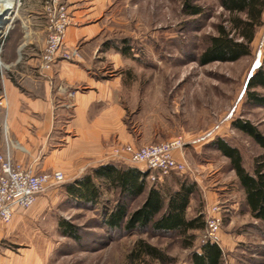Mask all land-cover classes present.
<instances>
[{
	"label": "rangeland",
	"instance_id": "obj_1",
	"mask_svg": "<svg viewBox=\"0 0 264 264\" xmlns=\"http://www.w3.org/2000/svg\"><path fill=\"white\" fill-rule=\"evenodd\" d=\"M41 1L50 0H18L2 28L19 31L25 3ZM188 5L201 7V13L189 14ZM106 9L104 38L127 52H121L118 65L110 62L105 67L107 77L120 78L129 131L143 146L177 136L186 142L180 160L188 165L187 171L147 181L158 187H176L177 176L197 181L201 189L188 216L203 214L206 220L213 206L222 207L217 241L224 250L223 264H264V222L252 216L229 158L212 144L221 136L238 147L248 171L264 165V147L233 124L237 119L248 120L264 134V105L251 102L247 91L249 76L260 66L264 68V23L250 55L204 65L199 57L209 38L219 24L229 25V13L220 0H113ZM4 37L0 36V66L6 64ZM257 91L264 93L262 88ZM124 144L131 143L118 141L110 157L123 163L113 152ZM68 184L66 177L41 195L39 214L27 221L26 229L0 241L4 254L10 259L28 258V264H125L138 240L145 239L171 257L165 264H190L192 253L206 238L205 229L195 230L194 247L187 248L184 237L177 234L110 230L102 225L103 214L115 206L120 197L117 191L102 185L101 198L89 205L70 197ZM142 201L134 202L131 210ZM63 219L79 227L80 239L63 232ZM35 243L37 248H33Z\"/></svg>",
	"mask_w": 264,
	"mask_h": 264
},
{
	"label": "crops",
	"instance_id": "obj_2",
	"mask_svg": "<svg viewBox=\"0 0 264 264\" xmlns=\"http://www.w3.org/2000/svg\"><path fill=\"white\" fill-rule=\"evenodd\" d=\"M65 1L73 20L66 47L79 46L80 57L58 60L51 70L41 68L48 34L44 1L25 3L19 31L11 28L5 34L6 64L0 66V150L9 149L16 161L37 172L63 170L71 183L108 162L147 171L142 164H124L110 157L118 141L143 146L124 122L119 76L106 75L105 66L110 62L116 66L122 59V53L104 38L108 27L104 16L113 0ZM70 91L75 92L72 97ZM181 154L179 150L175 153L179 159ZM42 194L28 209L14 207L13 219L0 223V241L26 229L27 221L39 214ZM29 261L10 259L0 246V264Z\"/></svg>",
	"mask_w": 264,
	"mask_h": 264
},
{
	"label": "trees",
	"instance_id": "obj_3",
	"mask_svg": "<svg viewBox=\"0 0 264 264\" xmlns=\"http://www.w3.org/2000/svg\"><path fill=\"white\" fill-rule=\"evenodd\" d=\"M221 5L229 13V25L219 24L217 33L212 35L202 54L200 64L216 61L231 62L244 58L252 53L251 44L257 31L264 23V0H220ZM189 14L198 15L202 9L191 6ZM115 48L127 54L124 48ZM247 82L248 98L257 105H264V68L260 66L249 76ZM3 90L0 74V94ZM234 126L246 134H250L256 142L264 147V134L250 121L237 119ZM216 149L229 158L233 170L246 193V203L252 216L264 222V165L257 164L254 171H248L243 163L241 150L231 145L224 137L212 143ZM148 171L138 167L124 166L113 162L95 167L90 174L76 179L67 185L70 197L85 204H96L101 198V186H108L117 191L119 199L111 209L103 214V226L113 229L124 228L126 231L153 230L158 234H177L185 239V247H194L195 230H204L206 222L203 214L190 218L189 207L200 191L197 181L186 177L174 178L176 187L164 185L158 187L147 181ZM141 204L131 210L138 199ZM63 232L78 240L82 237L79 227L63 219L60 222ZM125 264H153L154 261L165 264L171 257L156 245L140 239L129 253ZM224 250L219 243L208 240L195 249L190 264H223Z\"/></svg>",
	"mask_w": 264,
	"mask_h": 264
},
{
	"label": "built area",
	"instance_id": "obj_4",
	"mask_svg": "<svg viewBox=\"0 0 264 264\" xmlns=\"http://www.w3.org/2000/svg\"><path fill=\"white\" fill-rule=\"evenodd\" d=\"M44 11L48 20L47 43L42 53L41 68L51 70L58 60L71 61L81 56L80 47H65L68 28L73 23L72 15L63 0L44 2ZM7 33V32H6ZM74 91L68 93L70 97ZM186 145L183 136L161 143L147 144L137 147L124 144L114 149V154L124 164L143 163L149 170L147 177L156 182L173 173L187 171L185 161L175 156L176 150L183 151ZM63 170L37 172L22 162L16 161L9 149L0 150V223H8L14 217V207L24 209L32 207L38 196L49 187L62 184L66 180ZM205 239L217 241V234L222 227V207L213 206L206 220Z\"/></svg>",
	"mask_w": 264,
	"mask_h": 264
},
{
	"label": "bare ground",
	"instance_id": "obj_5",
	"mask_svg": "<svg viewBox=\"0 0 264 264\" xmlns=\"http://www.w3.org/2000/svg\"><path fill=\"white\" fill-rule=\"evenodd\" d=\"M18 0H0V28L4 25V21L8 19L11 11L15 7ZM18 7V6H17ZM4 31V30H3Z\"/></svg>",
	"mask_w": 264,
	"mask_h": 264
},
{
	"label": "water",
	"instance_id": "obj_6",
	"mask_svg": "<svg viewBox=\"0 0 264 264\" xmlns=\"http://www.w3.org/2000/svg\"><path fill=\"white\" fill-rule=\"evenodd\" d=\"M4 27H5V28L0 29V30H4V33L0 34L1 37H2L3 35H5V33H6V31H7L6 26H4Z\"/></svg>",
	"mask_w": 264,
	"mask_h": 264
}]
</instances>
